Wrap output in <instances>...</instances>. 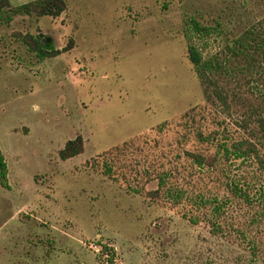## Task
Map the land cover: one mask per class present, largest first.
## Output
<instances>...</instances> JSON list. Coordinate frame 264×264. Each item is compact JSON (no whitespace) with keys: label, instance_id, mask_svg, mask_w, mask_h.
I'll use <instances>...</instances> for the list:
<instances>
[{"label":"rangeland","instance_id":"rangeland-1","mask_svg":"<svg viewBox=\"0 0 264 264\" xmlns=\"http://www.w3.org/2000/svg\"><path fill=\"white\" fill-rule=\"evenodd\" d=\"M65 3L55 18L0 23V264H264L251 249L264 241V214L225 188L233 167L220 160L200 173L186 155L213 156L218 143L246 137L237 123L256 104L247 78L216 76L225 111L197 78L188 44L218 55L264 25V0ZM190 18L223 31L191 39ZM28 35L49 37L59 55L39 58ZM77 136L83 152L61 160Z\"/></svg>","mask_w":264,"mask_h":264},{"label":"trees","instance_id":"trees-1","mask_svg":"<svg viewBox=\"0 0 264 264\" xmlns=\"http://www.w3.org/2000/svg\"><path fill=\"white\" fill-rule=\"evenodd\" d=\"M66 10L65 0H36L12 7L8 0H0V23H10L16 16L58 17ZM190 38L205 41L214 32L221 33V23L204 25L195 18L188 21ZM189 39V37H187ZM43 42L41 44L40 42ZM28 48L39 58H51L59 55L49 37H35L28 35L24 39ZM187 58L201 84L205 89H210V94L225 111L231 108L224 87L215 79L226 77L242 80L247 78L252 83L251 95L255 93L256 104H251L245 109L244 115L239 119L237 126L246 137L224 141L217 144V153L213 156L187 152L192 164L198 171L216 170L220 160L227 161L233 167V175L223 170L226 179L225 188L229 189L231 197L238 203L250 209L262 208L264 214V25L258 21L245 28L239 35L230 39L223 49L214 56L205 58L202 51L192 43L187 46ZM256 91V92H255ZM210 95V96H211ZM238 100V96L234 97ZM253 100V97L252 99ZM162 126L160 127V129ZM202 142L208 141L201 134L198 135ZM83 152V141L80 136L66 142L59 150L58 156L65 161ZM245 164L253 165L251 171L244 168ZM230 170V169H227ZM232 176V177H231ZM7 178V165L0 155V183L5 186ZM263 179V181H262ZM164 184V179H159L158 186ZM256 188L254 192L252 189ZM158 195V190L153 191ZM199 204L214 203V214H220L221 206L216 199L199 198ZM258 219H252L251 224H258ZM260 233V232H259ZM261 234V233H260ZM252 254L256 261L264 260V241L254 238L251 243ZM262 259V260H261Z\"/></svg>","mask_w":264,"mask_h":264}]
</instances>
